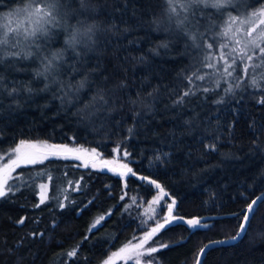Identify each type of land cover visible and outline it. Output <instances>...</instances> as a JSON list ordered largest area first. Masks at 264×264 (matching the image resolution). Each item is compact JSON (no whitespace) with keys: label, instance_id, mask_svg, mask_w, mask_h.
<instances>
[{"label":"trees","instance_id":"trees-1","mask_svg":"<svg viewBox=\"0 0 264 264\" xmlns=\"http://www.w3.org/2000/svg\"><path fill=\"white\" fill-rule=\"evenodd\" d=\"M253 2L233 0V6L221 10L222 16L217 14V25L225 15L249 11L248 5ZM20 3L0 0V12ZM90 3L95 11H83L79 0H66V7L60 9L61 27L52 29V39L44 47L49 54L64 48L65 28L83 30L86 25H95L91 51L81 49L85 53V63L77 65L81 71L71 73L66 66L60 74L61 79L76 84L86 71L97 69L78 98H72L74 94L65 96L58 84L40 91L45 81L33 76V69L39 67L36 57L17 61L14 67L6 66L11 61L0 65L5 77V89L0 93V152L21 139L80 144L104 156L119 146L128 151L135 175L124 177L122 186L119 175L78 166L71 159H50L45 164L17 169L15 175H24L11 182L19 185L20 191L0 198V264H100L109 251L132 239L134 233L141 238L151 224L146 220L145 229H140L141 216L132 219L137 210L127 204L131 194L147 201L157 192L148 180L156 181L168 193L163 199L176 201V215L206 217L201 223L209 227L191 229L174 221L152 241L169 245L159 246L154 253L162 264H194L204 243L235 234L240 218L234 214L241 213L264 189V103L260 102L264 91L250 86L254 76L264 73V64L259 58L248 61L261 66L250 67L247 76L241 65L237 73L243 79L242 88H234L231 94L223 89L238 82L234 77L225 83L213 69L201 67V74H207V78L195 83L212 91H197L195 96L185 97L183 104H174L190 87L182 73L191 74L193 57L199 66L200 53L185 49L187 37L176 32L175 25L169 31L166 24L157 28L153 23L163 18L165 0ZM217 28L207 33L209 42L216 43L212 55H218L219 42L212 36ZM164 42L168 47H159ZM64 55L69 64L74 62L70 49ZM20 81H30L36 91L9 96L8 91ZM121 82L124 87H120ZM100 90L109 97L115 92L116 110L97 112L86 119L85 105ZM220 97L223 101L217 104ZM37 172L44 174L38 176ZM45 181L47 199L35 207L40 202L37 185ZM105 213V221L90 233L93 221ZM21 217L25 218L23 225L17 223ZM33 232L43 236L33 237ZM77 245V256L68 258L66 253ZM202 261L264 264V203L259 205L247 235L230 245L212 247Z\"/></svg>","mask_w":264,"mask_h":264},{"label":"snow or ice","instance_id":"snow-or-ice-1","mask_svg":"<svg viewBox=\"0 0 264 264\" xmlns=\"http://www.w3.org/2000/svg\"><path fill=\"white\" fill-rule=\"evenodd\" d=\"M80 7L83 11H95V7L90 3V0H79ZM167 7L164 9V16L162 19H154L153 23L157 25V28L161 24H166V30L171 31L172 26L175 25V31L182 33L187 37V41H191L189 44L185 41V49L189 47L196 49L200 53L199 66H197L196 57H193V70L191 74L182 73L184 79H186L190 87L183 91V95L174 101V104H183L185 97L195 96L197 91L202 90L207 93L212 89L197 85L196 81H204L207 78V74H201L200 68H208L214 70V75L221 76L225 83L228 82L229 77H234L235 84H229V86L223 91L225 94H231L236 89H241L243 85L242 77L237 73V69L243 66V73L245 76L248 74L250 67H260V64L252 65L248 61H252L255 58H259L261 63L264 64V0H254V2L248 7H251L253 11L245 16L244 19H240L236 16L229 15V19L224 22L223 26H219L216 23L217 14L223 15L222 9L233 6V0H165ZM66 7V0H21L20 6L15 9L17 15H23L24 21L29 27L21 30L19 27L13 29L11 27H5L4 31L0 33V65H5L6 61H11L10 65L14 67L17 61L30 60L33 57L39 59V67L33 69L34 78H42L45 83L44 87L40 91H48L52 84H58L60 91L64 92L65 96L74 94L72 98H78L81 90L85 89L92 79L91 73L97 69L93 68L86 71L83 78L78 80L76 84H73L71 80L65 81L60 78V74L64 71L65 67L70 69L71 73H79L81 69L77 67L81 63H85L82 60L84 52L81 49H88L91 51L90 45L95 43L94 40V28L95 25L89 24L83 27V30L73 26L71 29L65 28L67 35L64 40V48L51 51V53L44 52V47L52 39L53 28L61 27L60 24V9ZM212 10H215L214 12ZM68 13L65 12V15ZM79 24H83V21H78ZM239 24L238 27H233ZM244 25L248 27L244 28ZM204 31H201V28ZM220 27L221 30L214 33V37L218 36L223 42L219 44V55H212V50L216 48V43L209 42L207 36L208 32L213 31L214 28ZM127 31V29H125ZM23 45V47H22ZM159 47H168V43L164 42ZM207 49V52H203V49ZM71 50L74 56V62L69 64L65 59V51ZM227 50V51H224ZM185 53H181L183 55ZM255 54V55H254ZM239 62V63H238ZM222 63V71L218 68V65ZM20 70V69H18ZM27 71V69H23ZM69 74V73H65ZM234 74H236L234 76ZM4 75L0 73V93L5 89ZM107 79V77L105 78ZM216 86L219 87L220 80H215ZM250 86L253 89H259L264 91V73L260 77H253L250 81ZM120 87H124L121 82ZM28 94L36 91L31 82H18V86H13L8 95H19L21 92ZM151 96L152 93H149ZM115 92L113 97L107 96L103 90L98 91L91 102L85 105V109L88 110L85 113V118H91L97 112H112L116 110L115 107ZM63 100V97L61 98ZM223 101V97L217 99V104ZM264 103V100L260 101ZM18 103V102H17ZM135 104L136 101H131ZM147 106V105H146ZM129 133L132 129H128ZM207 147L215 150L214 145ZM114 152L119 153L120 147L117 146L113 149ZM100 153L96 149H84V148H71L64 144H49L47 142H30L26 140H20L19 143L11 148L7 153L0 154V198L6 197L9 193H15L20 191V186L10 183L13 179H20L24 174L17 173V169L34 166L37 164H45L50 159H75L83 161V166L88 167V161L84 160V157H88L92 161V166H96V162L100 158ZM128 153L125 152V156ZM159 159V157H157ZM103 168H107L122 178L128 174L135 175L132 169L127 164H118L116 160H99ZM115 165V166H114ZM76 166V165H74ZM117 168L120 171H117ZM43 172H37L36 175H43ZM48 179L51 181V174L48 175ZM141 180L147 179L146 177H139ZM149 184H152L159 190V195L156 196L149 204V209L155 213L156 209L153 207L160 203L163 197L168 193L164 191L159 183L154 180H148ZM71 184L72 181H69ZM79 183L76 184V190H79ZM40 188V202L35 205L39 207L44 204L47 199L48 185L41 183ZM67 199V197H66ZM124 199V196H121ZM92 201H89L91 203ZM264 203V195L258 196L247 204L246 208L241 213L234 214L240 218L237 231L234 236H231L226 240L213 241L210 244H204L196 255L195 264H203L202 258L206 253V250L212 245H230L233 241H236L243 236L247 235L248 230L251 228V222L255 219V214L259 211V205ZM175 200H172L167 205V215L164 216L163 222H157L154 227L145 231L144 235L139 238L138 243L133 244L129 241L124 247H121L119 251L114 252L112 256L102 261V264H114V258L119 257L124 260L134 259V264H141L140 257L152 256L158 252L160 248L169 247L168 244H161L160 248L151 246L150 242L161 232L167 225H170L178 218L174 215ZM60 207L63 208L64 204L61 203ZM111 213H109L110 215ZM150 219L152 217H149ZM106 216L100 215L89 227L88 231L91 233L93 230L98 229L102 222L105 221ZM25 218L17 222L23 225ZM189 228L199 229L209 227L206 223H201L198 218H192L184 220ZM55 223L53 227H55ZM31 236H43V233H30ZM88 237H85L87 239ZM19 246V245H18ZM77 245L72 250L66 253L68 258H74L77 256ZM134 254V255H133ZM145 264H153L152 261H146Z\"/></svg>","mask_w":264,"mask_h":264},{"label":"rangeland","instance_id":"rangeland-1","mask_svg":"<svg viewBox=\"0 0 264 264\" xmlns=\"http://www.w3.org/2000/svg\"><path fill=\"white\" fill-rule=\"evenodd\" d=\"M20 4L17 5V6H14L13 8H11L9 10L0 12V33H2L4 31L5 27H11L13 29L19 27L21 30H23V29H25V28H27V27L30 26L27 23H22V21H24V16L22 14L21 15H17L15 13V11H14L15 9H17L20 6ZM251 11H253L252 8L249 11L245 12V13L242 12V13L230 14V15L231 16L239 17L240 19H244L245 16L247 14H249ZM228 19H229V15H225L223 17L222 21H221V24H219V25L220 26H223L224 22L227 21ZM238 26H239V24L234 25L233 27L235 28V27H238ZM243 27L246 28V27H248V25H244ZM220 30H221V28L219 27V28H217L215 30V32H218ZM212 36H214V34ZM215 39H217L218 42H219L217 44V48H218L217 49V51H218L217 53L219 55V44L221 42H223V41L218 36H215ZM224 51H227V50H224ZM220 70H222V68ZM21 140L30 141V142H33V143H36V142H47L49 144H64V145H68L71 148H77L78 147V148H84V149H88V150L93 149V148H88V147L82 146L80 144H73V143H55V142H50V141H47V140H28V139H21ZM19 141L20 140H18L16 143H14L12 146H10L9 148H7L6 150L1 151L0 154L7 153L11 148H14L15 145L17 143H19ZM115 148H113V149H115ZM113 149H111V154L109 156H104L98 150H96V151H98L101 154L99 160H116L118 164H127V166L129 168H131L130 161H129L130 160V156H129L128 151L125 148H120L119 153H117V152H114ZM125 152L128 153L127 156H125ZM71 160H73L76 165L83 166V161H81V160H75V159H71ZM84 160H87L88 161V166L90 168H93V169H96V170H108L107 168H103L102 167V164L99 162V160L96 162V166L95 167L92 166V161L88 157H84ZM117 171H120V169L117 168ZM110 172H112V171H110ZM112 173L113 174H116L114 172H112ZM13 175H15V173ZM120 179L122 181V186H124V177L122 178L120 176ZM10 183H12V182L10 181ZM41 183H44V184L48 185L46 181L45 182H41ZM41 183H38V185H37V192H36L37 198H38L39 201H40V188H39V185ZM46 192H47V190H46ZM123 194L124 193H122L121 196ZM158 195H159L158 192H155L147 201H144L142 198H140L138 196H135V195H132V194L128 197L129 198L128 199V202H127L128 206H130L132 209L136 208L135 210H137L136 212H134V214L132 215L131 218L132 219L133 218L134 219H137L138 218L137 215H140L141 216V219H140L141 221H139V225H138L140 229L141 228L142 229H145L144 227L146 226V223H145L146 220H149V222L151 223V224H149V227H148L147 230H149V228H151V227H154L157 222H161V223L163 222V218L165 216L164 215V212H165V210L167 208V205L170 203L169 200L162 199L159 204L154 205L153 207L156 209V212L155 213H153L149 209L150 202L156 196H158ZM107 214L108 213H105V214H102V215H105L106 216ZM174 215L176 216L175 213H174ZM149 217H152V218L150 219ZM201 222H203V221H201ZM147 230H145V231H147ZM145 231L143 232V234L145 233ZM132 237L133 238L130 239L129 241H131L133 244L138 243V241H139L138 233L137 234L134 233L132 235ZM129 241H127L125 244H123L119 248L114 249L112 251H109L108 254L104 257V259L101 260L100 264H102V261H104L108 257L112 256V254L114 252L119 251V249L121 247H124ZM161 244H165V243L164 242H158L156 244H153L152 242H150V245L151 246H155L157 248ZM140 259H141V264H145L146 261H152L153 264H162L160 262V260L155 256V254H153L152 256H143V257H140ZM115 263H117V264H126V263L134 264V259H129V260L126 261L124 259H121L119 257H116V258H114V264Z\"/></svg>","mask_w":264,"mask_h":264},{"label":"water","instance_id":"water-1","mask_svg":"<svg viewBox=\"0 0 264 264\" xmlns=\"http://www.w3.org/2000/svg\"><path fill=\"white\" fill-rule=\"evenodd\" d=\"M154 186V185H153ZM154 188H155V186H154ZM155 189H157V188H155ZM165 191V190H164ZM157 192H158V194H159V190L157 189ZM166 192V191H165ZM262 195H264V189H262L260 192H258L251 200H250V202L253 200V199H255L256 197H258V196H262ZM172 200H174V199H171L170 200V203L172 202ZM249 202V203H250ZM169 203V204H170ZM164 215L166 216L167 215V208H166V210H165V212H164ZM176 217H178V218H182V219H176V220H174V221H177V222H179V223H182V224H184V225H186V226H188L186 223H184V220H187V219H192V218H198V219H200L201 221H205L206 220V217L205 216H200V217H196V216H191V217H183V216H179V215H176ZM236 233V232H235ZM235 234H233L232 236H234ZM231 236H229V237H224V238H217V239H212V240H209V241H207L206 243H204V244H210L211 242H213V241H219V240H226V239H229ZM239 240V239H238ZM238 240H236V241H238ZM236 241H233L232 243H234V242H236ZM203 244V245H204ZM202 245V246H203ZM201 246V247H202ZM215 246H219V245H212L211 247H209L207 250H206V252L209 250V249H211L212 247H215ZM200 247V248H201ZM204 257V256H203ZM203 259V258H202ZM194 264H195V262H194Z\"/></svg>","mask_w":264,"mask_h":264},{"label":"flooded vegetation","instance_id":"flooded-vegetation-1","mask_svg":"<svg viewBox=\"0 0 264 264\" xmlns=\"http://www.w3.org/2000/svg\"><path fill=\"white\" fill-rule=\"evenodd\" d=\"M189 227V226H188Z\"/></svg>","mask_w":264,"mask_h":264}]
</instances>
